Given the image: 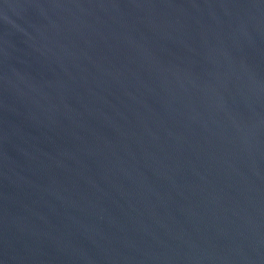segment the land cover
Here are the masks:
<instances>
[{
	"label": "water",
	"instance_id": "1",
	"mask_svg": "<svg viewBox=\"0 0 264 264\" xmlns=\"http://www.w3.org/2000/svg\"><path fill=\"white\" fill-rule=\"evenodd\" d=\"M0 264H264V0H0Z\"/></svg>",
	"mask_w": 264,
	"mask_h": 264
}]
</instances>
